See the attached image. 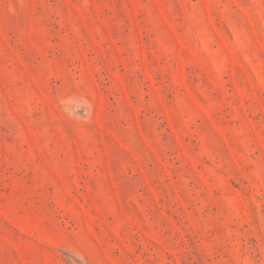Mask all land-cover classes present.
<instances>
[{"label":"rangeland","instance_id":"1","mask_svg":"<svg viewBox=\"0 0 264 264\" xmlns=\"http://www.w3.org/2000/svg\"><path fill=\"white\" fill-rule=\"evenodd\" d=\"M0 264H264V0H0Z\"/></svg>","mask_w":264,"mask_h":264}]
</instances>
